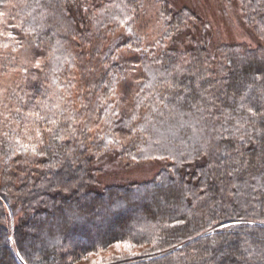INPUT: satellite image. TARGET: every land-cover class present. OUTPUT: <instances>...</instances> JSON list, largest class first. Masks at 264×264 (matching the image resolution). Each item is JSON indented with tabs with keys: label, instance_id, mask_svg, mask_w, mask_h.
I'll return each mask as SVG.
<instances>
[{
	"label": "trees",
	"instance_id": "obj_1",
	"mask_svg": "<svg viewBox=\"0 0 264 264\" xmlns=\"http://www.w3.org/2000/svg\"><path fill=\"white\" fill-rule=\"evenodd\" d=\"M221 2L250 39L174 0H0V264H264V0ZM113 149L167 163L106 184Z\"/></svg>",
	"mask_w": 264,
	"mask_h": 264
},
{
	"label": "rangeland",
	"instance_id": "obj_2",
	"mask_svg": "<svg viewBox=\"0 0 264 264\" xmlns=\"http://www.w3.org/2000/svg\"><path fill=\"white\" fill-rule=\"evenodd\" d=\"M178 5L187 4L194 6L201 12L203 18L210 20L212 37L217 39H223L227 41L231 40H244L250 39L251 33L247 27L241 23L236 14L227 15L225 12L221 0H174ZM129 54V53H126ZM9 74H5L3 80H0V89L4 90L8 86L12 79H8ZM129 95V94H128ZM127 97V96H125ZM128 103V99L125 98V104ZM124 104V105H125ZM112 152L100 161L103 169L101 177H103L104 183H123L128 184L132 182H142L152 180L156 177L157 173L167 163L164 158H155L147 161L135 162L134 164L127 161H122L118 157H114V153L119 154L120 149ZM120 247L117 248V244L111 247L110 251L102 254H107L113 251H120L123 244L119 243Z\"/></svg>",
	"mask_w": 264,
	"mask_h": 264
},
{
	"label": "snow or ice",
	"instance_id": "obj_3",
	"mask_svg": "<svg viewBox=\"0 0 264 264\" xmlns=\"http://www.w3.org/2000/svg\"><path fill=\"white\" fill-rule=\"evenodd\" d=\"M11 35V33H9V36ZM249 111H251V109H249ZM51 123L55 124V121H51ZM49 132H52V129H48ZM37 135H40L39 130H37ZM7 241H13V237L9 236L7 237ZM128 247H130V245H127ZM120 245L119 243L117 244V248H119ZM15 255L18 257L19 260L23 261L25 259L24 255H21L20 252H16Z\"/></svg>",
	"mask_w": 264,
	"mask_h": 264
}]
</instances>
